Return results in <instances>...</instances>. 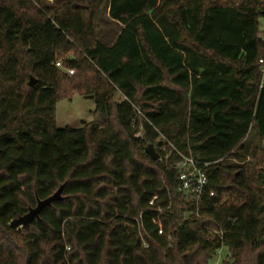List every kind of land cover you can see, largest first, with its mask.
I'll list each match as a JSON object with an SVG mask.
<instances>
[{
  "label": "trees",
  "instance_id": "trees-1",
  "mask_svg": "<svg viewBox=\"0 0 264 264\" xmlns=\"http://www.w3.org/2000/svg\"><path fill=\"white\" fill-rule=\"evenodd\" d=\"M84 2L0 0V264H214L222 248L221 264H264V150L246 144H264V2L108 0L110 45ZM74 95L94 96V121L58 129ZM179 153L209 165L201 218L185 220Z\"/></svg>",
  "mask_w": 264,
  "mask_h": 264
},
{
  "label": "rangeland",
  "instance_id": "rangeland-1",
  "mask_svg": "<svg viewBox=\"0 0 264 264\" xmlns=\"http://www.w3.org/2000/svg\"><path fill=\"white\" fill-rule=\"evenodd\" d=\"M77 1V2H76ZM95 6L99 8L102 12L101 23H100V31L99 38L102 42L107 45H110L117 34L121 30V26L117 23L113 22L109 18V9H108V0H90ZM264 2V0H262ZM68 2H75L77 6L84 7L86 3L84 0H42L44 6H62ZM223 0H209V4L217 5L222 4ZM224 3V2H223ZM260 31L262 32V37L264 38V19H260ZM68 55V54H67ZM66 55V56H67ZM60 62L61 59H60ZM264 83V80H263ZM116 101L121 102L123 97L118 94L115 98ZM96 103L94 100H87L85 97H81L79 95H74L72 100H63L60 101L56 106V127L58 129H66L73 128L79 129L83 126V122H93L94 115L93 112L95 110ZM139 117L143 119V114L141 112L138 113ZM246 144L248 145V155H250L253 151V148L259 147L264 150V144H262L255 130H252ZM250 156H248V160H250ZM261 159H264V153L260 155ZM232 162L236 161L231 159ZM264 168V164H263ZM231 258L229 252L227 250H222V258L221 260H216L214 264H221V262L225 259Z\"/></svg>",
  "mask_w": 264,
  "mask_h": 264
},
{
  "label": "built area",
  "instance_id": "built-area-1",
  "mask_svg": "<svg viewBox=\"0 0 264 264\" xmlns=\"http://www.w3.org/2000/svg\"><path fill=\"white\" fill-rule=\"evenodd\" d=\"M263 67L261 68V74L264 80V61H261ZM56 67L61 69L63 64L61 62L56 63ZM69 76H73L74 70L66 71ZM137 138H143V133L140 131L136 135ZM160 142L163 144L161 147V152H166V145H170L166 138L162 137ZM180 160L175 164L174 168L178 173L179 188L178 192L185 196L186 203L194 207V210L185 211V220H188L189 217L201 218L200 208L205 204V199L214 198L215 193L212 190H209V177L207 173L208 164L202 163L196 158L189 155H183L179 153ZM168 160V158H166ZM157 198H153L149 206L154 208V211L158 214H161L164 210L162 208L156 207ZM157 223V220L153 221ZM162 234V230L159 232ZM218 236L223 238V234L217 231ZM222 249L218 251V261L222 258Z\"/></svg>",
  "mask_w": 264,
  "mask_h": 264
},
{
  "label": "water",
  "instance_id": "water-1",
  "mask_svg": "<svg viewBox=\"0 0 264 264\" xmlns=\"http://www.w3.org/2000/svg\"><path fill=\"white\" fill-rule=\"evenodd\" d=\"M37 84V81L32 78L30 81V86L33 87ZM87 100H94V96H86ZM146 154L154 161L158 162L160 160V155L156 152L154 145H149L146 148ZM64 186H62L53 196L46 200H39L36 208L30 209L29 213L25 216L19 217L11 223V227L14 229L24 228L28 226L34 219L39 218L41 212L46 208L51 206L55 202L62 200Z\"/></svg>",
  "mask_w": 264,
  "mask_h": 264
},
{
  "label": "crops",
  "instance_id": "crops-1",
  "mask_svg": "<svg viewBox=\"0 0 264 264\" xmlns=\"http://www.w3.org/2000/svg\"><path fill=\"white\" fill-rule=\"evenodd\" d=\"M223 2H225V0H223ZM223 2H222V4H223ZM219 5H221V4H219ZM114 40H115V39H114ZM113 42H114V41H113ZM113 42H112V43H113ZM112 43H111V44H112Z\"/></svg>",
  "mask_w": 264,
  "mask_h": 264
}]
</instances>
